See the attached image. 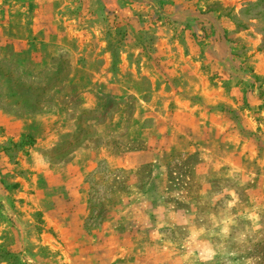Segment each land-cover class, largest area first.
Masks as SVG:
<instances>
[{"label":"rangeland","instance_id":"rangeland-1","mask_svg":"<svg viewBox=\"0 0 264 264\" xmlns=\"http://www.w3.org/2000/svg\"><path fill=\"white\" fill-rule=\"evenodd\" d=\"M0 264H264V0H0Z\"/></svg>","mask_w":264,"mask_h":264},{"label":"crops","instance_id":"crops-1","mask_svg":"<svg viewBox=\"0 0 264 264\" xmlns=\"http://www.w3.org/2000/svg\"><path fill=\"white\" fill-rule=\"evenodd\" d=\"M142 152H145V151H147V150H141ZM155 161V160H154ZM148 162H152V160H142V161H139L138 163L140 164H143V163H148ZM147 165V164H146ZM154 179H155V176L153 177V179H151L150 181H149V183L147 184V187H146V189L145 190H143L142 192H139V193H137V194H135V195H133V194H131V193H128L127 194V196H129L130 197V194L132 195V196H134V197H140L142 200H144V201H146V203H151V198H150V196L148 195V190L149 189H151L152 188V186L154 185ZM28 195H32V193H27L26 194V196H28ZM47 195H49V193L47 194V193H45V195H44V198H46L45 196H47ZM131 196V197H132ZM128 197V198H129ZM83 204V203H82ZM155 205V204H154ZM153 204H152V206L153 207H158V206H154ZM150 211L151 210H147V212L145 213V209L143 210L142 209V211H141V215H142V219L144 218V220H145V217H147V215L150 217V215L148 214V213H150ZM129 222H131V224L129 225V226H126L121 232H128L129 233V231L131 232V234H130V236L132 237L133 235H134V233H137V232H139V231H143L144 230V228H142V226H139L140 224L137 222V221H135V220H133V219H130L127 223H129ZM145 226H147V225H145ZM144 226V227H145ZM109 228V227H108ZM95 229H97V230H95ZM110 229V228H109ZM109 229L107 230V231H109ZM114 229V228H113ZM112 229V230H113ZM147 231H152L153 229H152V227H149V228H145ZM101 229H98V227L96 226V227H94V226H92L91 228H90V231H92V232H95V231H100ZM119 231V230H118ZM113 235H111L110 237H112ZM110 239H112V238H110ZM120 239V238H119ZM118 240V239H117ZM113 241H115V239H112V242ZM133 245H137L138 243H141V244H147V246L148 247H150V245L151 244H149V242H147V241H144V240H133ZM146 246V245H145Z\"/></svg>","mask_w":264,"mask_h":264},{"label":"trees","instance_id":"trees-1","mask_svg":"<svg viewBox=\"0 0 264 264\" xmlns=\"http://www.w3.org/2000/svg\"><path fill=\"white\" fill-rule=\"evenodd\" d=\"M35 137V136H34Z\"/></svg>","mask_w":264,"mask_h":264}]
</instances>
